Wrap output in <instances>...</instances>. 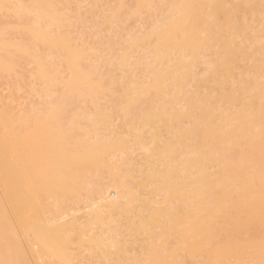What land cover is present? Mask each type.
I'll list each match as a JSON object with an SVG mask.
<instances>
[{
    "label": "bare ground",
    "instance_id": "6f19581e",
    "mask_svg": "<svg viewBox=\"0 0 264 264\" xmlns=\"http://www.w3.org/2000/svg\"><path fill=\"white\" fill-rule=\"evenodd\" d=\"M0 85V264H264V0H0Z\"/></svg>",
    "mask_w": 264,
    "mask_h": 264
},
{
    "label": "rangeland",
    "instance_id": "374dc122",
    "mask_svg": "<svg viewBox=\"0 0 264 264\" xmlns=\"http://www.w3.org/2000/svg\"><path fill=\"white\" fill-rule=\"evenodd\" d=\"M11 21V20H10ZM12 22V21H11ZM200 73V72H199ZM200 75H201V73H200ZM8 96H9V90H8V88H7V86H5V85H0V97L1 98H3L4 99V101H8L9 99H8ZM25 98H26V102L28 103V100L30 99V101H29V103L32 101L33 102V100L34 101H38L39 99H37L36 97H34V96H32V97H34L33 99H32V97H30L29 99L26 97V96H24ZM25 98H23V97H20V98H17V100H15V101H17V102H19V103H15L14 102V104L15 105H19L21 102H22V104H23V101L22 100H24ZM6 99H8V100H6ZM21 99V100H20ZM32 99V100H31ZM40 101V100H39ZM25 102V101H24ZM26 102L23 104V105H21L20 104V107L21 106H25V105H27L26 104ZM132 156H134V157H138V158H140V151H135V152H133L132 153ZM114 158V157H113ZM111 159V158H109L108 159V163H114V164H117L119 161H116L117 159H118V157L117 156H115V158L114 159ZM96 176H93V177H89V178H87L86 177V184H88V185H85V183H84V189H83V191L82 192H80V194H79V200L82 202V203H79L78 204V206H80V207H78L77 205H74V203L72 204L73 205V207L75 206L76 208L75 209H73L74 210V212L76 213L75 215H73L74 217H75V220H77V222H82V220H83V218L85 219V217L83 216V215H85V214H87L88 212H86V210H84L83 208H82V211L81 210H79V209H81V207L82 206H86V205H88V204H92V202L91 201H93L92 199H94L95 201L93 202V204H96L95 202H96V200H98V199H95V198H92L90 201H89V198H86V197H90L91 198V195L89 196V194H86V191L87 192H89L90 194L92 193V192H95L99 187H98V184H99V186H100V188H101V184H103L104 182H105V178H102V177H99V178H95ZM91 178V179H90ZM89 179V180H88ZM84 181H85V179H84ZM98 187V188H97ZM97 188V189H96ZM96 189V190H95ZM83 193V194H82ZM92 196H94L93 194H92ZM84 197V198H83ZM84 200V201H83ZM90 202V203H89ZM77 204V203H76ZM73 210H72V208H71V213L69 212V214H70V216H71V214H73ZM76 210V211H75ZM88 211V210H87ZM81 212H82V214H81ZM80 215V216H79ZM69 216V217H70ZM73 216H71V217H73ZM83 216V217H82ZM80 218H82L81 220H80ZM83 222H84V220H83ZM86 253V252H85ZM83 261H85V260H83ZM82 261V262H83Z\"/></svg>",
    "mask_w": 264,
    "mask_h": 264
}]
</instances>
